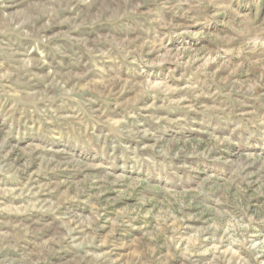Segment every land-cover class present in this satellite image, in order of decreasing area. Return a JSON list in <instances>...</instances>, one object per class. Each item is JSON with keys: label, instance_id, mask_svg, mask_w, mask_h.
I'll return each instance as SVG.
<instances>
[{"label": "rangeland", "instance_id": "rangeland-1", "mask_svg": "<svg viewBox=\"0 0 264 264\" xmlns=\"http://www.w3.org/2000/svg\"><path fill=\"white\" fill-rule=\"evenodd\" d=\"M0 264H264V0H0Z\"/></svg>", "mask_w": 264, "mask_h": 264}]
</instances>
